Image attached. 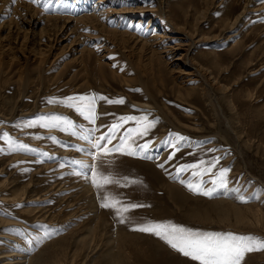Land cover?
<instances>
[{
	"label": "rangeland",
	"instance_id": "1",
	"mask_svg": "<svg viewBox=\"0 0 264 264\" xmlns=\"http://www.w3.org/2000/svg\"><path fill=\"white\" fill-rule=\"evenodd\" d=\"M19 1L16 20L29 15L38 25H15L14 6H0L10 10L0 14V264H199L137 230L149 223L264 240V0ZM30 6L60 17L61 28L38 11L23 15ZM100 6L108 11L99 26L81 18ZM141 29L145 41L131 37ZM103 40L107 51L96 48V58L92 48ZM78 96L105 98L96 99L95 124L49 103ZM117 99L124 103L107 102ZM50 116L72 121L77 133L96 128L94 136L119 117L147 116L155 124L135 143L148 142L150 158L101 153L93 160L86 141L39 119ZM30 120L36 123L25 127ZM135 126L124 124L117 136ZM177 136L184 139L169 159ZM214 158L210 173L177 174ZM70 161L118 182L98 189L94 172ZM221 169H228L226 186L214 175ZM189 183L214 194L190 191ZM104 195L117 208L140 207L121 216L101 207ZM241 264H264V250L246 253Z\"/></svg>",
	"mask_w": 264,
	"mask_h": 264
},
{
	"label": "snow or ice",
	"instance_id": "2",
	"mask_svg": "<svg viewBox=\"0 0 264 264\" xmlns=\"http://www.w3.org/2000/svg\"><path fill=\"white\" fill-rule=\"evenodd\" d=\"M36 2V0H33ZM96 99H105L104 97H95V96H78V97H68L64 101H54L49 100V103H62L66 107L73 108L80 116L85 120L89 121L91 124H95L97 119L95 111V102ZM109 104H123L122 99L117 100H108ZM41 120H48L51 124H45V127H58L61 124L64 125V131H70L74 128L72 121L64 117L59 116H50V117H41ZM134 122L135 127L126 129L123 134L117 136L120 129L124 124L128 122ZM36 121H28L25 124V127H31ZM155 121H149L147 116L133 117L125 116L119 117L111 125L106 126L107 131L102 133L99 136H94V133L98 131L96 128L88 129L77 133L75 131H70V134L77 136L80 140L86 141L94 152H88L87 154L91 155L93 160L99 158V154L110 155L112 153H120L122 155L129 156H140L142 158H150L146 155L149 151L150 145L148 142L143 144H136L135 139L137 137L142 138L147 135L148 131L154 126ZM118 139V143L113 145V140ZM183 137H176V144L173 145V152L170 153L169 159H172L175 156V152L178 150V145ZM11 144V141H9ZM167 143V141H165ZM109 145H112L109 147ZM23 148V145H19ZM76 151L87 152L86 149L73 146ZM219 158H214L210 162L208 167L201 168V165L204 164L203 161H200L198 164H186L181 166L178 169L177 174L184 171L193 170V176H202L204 174L210 173L211 169L215 167L218 163ZM69 163L75 164L79 169H89L94 172L92 183L96 188H101L105 184L118 182L113 181L112 178L104 176L99 172H95V165L85 164L79 161H70ZM63 166V165H62ZM163 167V165H159ZM228 169H221L218 173H215L218 177L219 184L221 186H226V174ZM77 174H85L82 171ZM126 179V178H125ZM217 180H213L212 183L216 184ZM190 191L205 195L212 196L214 194V189L204 190L201 183H189L186 185ZM103 203L101 207L104 208H113L116 210L117 214L121 215L124 212H127L129 208H137L140 205L130 204L122 208H117L116 205L119 201L114 198H110L108 195L102 197ZM124 222V219H121V223ZM138 231L150 233L165 243H167L171 248L177 250L186 257H190L194 261H198L199 264H241L242 259L246 253L253 251L264 250V240L253 238L250 236H236L232 234L220 235L213 233H195L185 230L181 227H176L174 225H166L159 223H149L145 224L137 229Z\"/></svg>",
	"mask_w": 264,
	"mask_h": 264
},
{
	"label": "bare ground",
	"instance_id": "3",
	"mask_svg": "<svg viewBox=\"0 0 264 264\" xmlns=\"http://www.w3.org/2000/svg\"><path fill=\"white\" fill-rule=\"evenodd\" d=\"M103 1H105V0H100L99 2H103ZM87 2L88 1H86V0H77V2H74L75 3V6L76 5H80V7H83V6H87ZM135 2H137V0H135ZM19 3H21V1H16V0H0V6H8V5H10L11 4V6H14V8H13V11H14V14L12 15V13L10 12L9 13V15L8 16H11V20H13V22H15V25H18L19 23H21V24H25L26 26H27V28H34V26H36V25H38V20L37 19H35V18H33V17H30L29 15L27 16V18L26 19H28V21H24V22H21L20 20L18 21V20H16V19H18V18H16V16H19V15H16L15 14V11H16V8H18L17 6H18V4ZM98 3V2H97ZM95 5H98V4H95ZM25 6H27V7H29V4H25ZM74 6V7H75ZM30 8H31V10H29V8H27V9H25L24 11H23V15L26 13V12H28L29 11V13H31V12H37L38 11V9H36V8H33V7H31L30 6ZM97 10H100V11H98V12H96V11H94L93 13L94 14H92V15H89L88 16V13H86L87 15H83L81 18H86L87 17V19L89 20V21H94V22H100V20H99V18L100 19H102L101 18V16L103 15V14H105V13H107V11L108 10H106V8L104 7V6H100V8L98 7V9ZM10 10H8V9H6L5 8V10H2L1 9V7H0V14H2V13H4V16H7V14H8V12H9ZM39 12V14L41 15V16H43L44 18H46V19H53V21L54 20H57L58 18H60V17H52V16H46V15H44V13L42 14L40 11H38ZM36 14V13H35ZM55 14V13H54ZM32 15V14H31ZM95 16V17H94ZM96 20H95V19ZM108 18V17H107ZM144 17H142V16H139L138 18H137V20H138V22H137V26H139V25H141V24H144V19H143ZM61 19V18H60ZM109 19H110V21H109ZM238 19H239V17H237L236 19H235V23H233L232 25L234 26L236 23H237V21H238ZM10 20V19H9ZM15 20V21H14ZM83 20V19H82ZM85 22H89V21H87V20H84ZM104 21H106L109 25L111 24V25H113L112 24V22H114V19L113 18H108L107 20H104ZM153 21H154V18L153 19H150V18H148V22H147V25H149V24H153ZM169 21L170 20H167V22L169 23ZM96 22V24H98V26L100 25L99 23H97ZM171 22V21H170ZM100 23H103V22H100ZM172 23H170L169 24V26H172L171 25ZM228 24L229 25H231L229 22H228ZM58 25V23L57 22H55L54 21V26H55V28L56 29H60L61 27L60 26H57ZM136 26V27H137ZM173 27H175V26H173ZM172 28V27H171ZM176 28V27H175ZM31 30V29H30ZM141 31L142 32H140L139 34H131V37H135V36H137V39H139L140 38V40L142 41H145V39L144 38H141L139 35H143V34H145L143 31H144V29H141ZM135 39V38H134ZM16 40V39H15ZM157 43H161L160 41H158ZM95 45L96 46H94L93 48H92V54H96V53H94L95 51L97 52V54L94 56V57H96V58H98V57H100L101 56V52H99L96 48H100V51L103 49V50H105V51H107V49H106V46H107V40H103V41H98V42H96L95 43ZM105 46V47H104ZM175 46V45H174ZM176 46H179L178 44L176 45ZM162 47V46H161ZM179 47H177V48H175V47H171V46H168V50H172V51H176L175 49H178ZM102 57V56H101ZM91 60H92V58H90ZM98 63V62H97ZM98 67H97V69H99V71H102L103 69H104V67L100 64V65H97ZM90 68V67H89ZM90 73H92V72H90ZM99 74V73H98ZM87 146V145H86ZM89 146V145H88ZM84 149V148H83ZM156 149H157V147L155 148V147H152L151 149H150V152H156ZM90 164V163H89ZM84 187L90 192L91 191V187H90V184L87 182V183H85L84 184Z\"/></svg>",
	"mask_w": 264,
	"mask_h": 264
}]
</instances>
